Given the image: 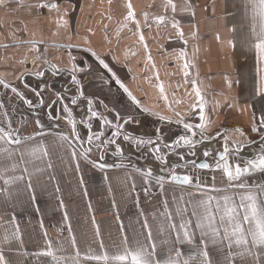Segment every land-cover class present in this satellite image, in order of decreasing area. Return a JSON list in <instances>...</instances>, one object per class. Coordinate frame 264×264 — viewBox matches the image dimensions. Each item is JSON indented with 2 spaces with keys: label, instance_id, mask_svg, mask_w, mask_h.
<instances>
[{
  "label": "crops",
  "instance_id": "1",
  "mask_svg": "<svg viewBox=\"0 0 264 264\" xmlns=\"http://www.w3.org/2000/svg\"><path fill=\"white\" fill-rule=\"evenodd\" d=\"M44 2L58 3L61 11L31 7L37 0H10L7 7H0V45H9L7 48L0 47V77L16 86L26 99L33 102V107L29 108L10 89L0 85V103L4 105L0 118L7 112L14 127L22 126L24 135L39 131L35 123L39 119L46 133L62 132L71 136V125L66 119H56L65 115L62 108L67 104L77 121L78 131L86 140L81 121L87 119V99L90 98L94 110L113 123L116 113L135 118L136 122L124 125L122 132L156 140V130L159 129L162 137L160 143L171 144L184 134L182 124L176 123L179 119L177 113L186 122L199 123L198 115L190 110V105L195 102L190 81L195 79L206 100L205 135L210 139L197 144L195 156L185 155V161L196 159L198 163L207 161L214 164L212 157L223 150L224 135H237L234 132L236 128L242 129L246 137L256 141L255 145L244 148L243 155L250 157L255 152L260 141L259 134L251 131L252 113L259 116L264 101L251 97L264 78V61L258 64L255 49L250 47L251 18L245 10L244 0H188L190 7L184 11L181 9L185 0H173L177 6L175 13L170 9L165 12L164 0ZM128 3L132 5L135 19L140 22L139 33L135 21L125 20ZM145 14L148 15L147 25L150 27L146 25ZM158 15L174 16L179 21L184 39L178 37L177 30L170 23L157 25L155 17ZM233 28L235 31H232ZM140 34L144 36L143 42L139 40ZM15 39L43 43H37L39 52H35L29 50L28 44L16 46ZM184 40H187V44ZM85 49L98 53L109 64L112 73L103 70L102 79L96 57ZM182 50L187 53L186 57H179ZM36 55H40L41 60L34 65L32 61ZM44 60L48 63H43ZM185 61L191 65L188 78L183 74ZM73 63L84 69L77 73L84 95L76 105H72L70 100L71 96L77 94L71 83ZM52 65L63 71L54 72ZM34 71H43L44 76L38 77L33 74ZM22 73L24 75L21 77ZM113 73L115 78L108 79ZM116 78L136 97L139 106L132 103L127 93L115 83ZM161 85L163 93L160 91ZM36 92L41 95L37 96ZM56 94L63 99L54 103ZM165 96L167 99H164ZM40 100L44 101L43 106ZM49 112L53 117L51 120ZM198 112L199 109H196L195 113ZM160 116L169 119L160 120ZM92 123L93 131H99L100 120L94 119ZM111 131L106 128L102 139L109 137ZM41 140L47 146L48 157L27 165L29 172H34L35 167L45 169L32 176L35 200H32L25 183L10 189L13 193L10 201L5 202L0 197V237L6 228L11 231L14 227L8 223L14 214L15 225L19 226L23 241L22 245L15 240L4 245V255L9 264H49L50 258L35 255L46 249L47 241H51L54 248L62 243L66 253L74 254L76 248L71 243L73 236L81 253L89 247L98 249L101 240L109 251H113V245H119L121 241V224L131 244L134 239H143L140 234L144 232L142 224L145 219L154 240L159 244L165 238L158 232L163 201H169V209L174 214L172 198H178L183 193L187 199V193L194 191L193 188L173 184H166L162 191L154 181L145 185L142 177L133 170L132 165H135L144 170L151 169L154 175H158L162 174V167L170 168L173 164L181 163L179 157L166 148L161 149L167 161L163 165L147 147L137 148L131 141H124L121 135L117 138V144L123 149V155L116 156V145H111L104 154L103 162L113 165L123 163L128 165L127 168L101 170L80 159L77 171V160L71 158L69 151L61 147L54 135L37 137L36 141L30 143ZM83 147L90 146L85 143ZM205 150L212 156L204 157ZM177 151L187 153L188 149L180 148ZM101 154L100 149L93 147L89 156L99 162ZM48 162L52 164L51 168H47ZM3 163L6 165L8 162ZM176 171L179 174L190 172L194 177L199 175L208 184L212 183V176L215 175L217 185L222 183L219 171H193L183 167ZM252 179L264 180V175L250 177L249 183L254 182ZM175 219L178 222V218ZM97 228L99 236L96 234ZM187 248L185 245L183 250L187 251ZM211 255L213 259L216 258L214 251Z\"/></svg>",
  "mask_w": 264,
  "mask_h": 264
},
{
  "label": "snow or ice",
  "instance_id": "2",
  "mask_svg": "<svg viewBox=\"0 0 264 264\" xmlns=\"http://www.w3.org/2000/svg\"><path fill=\"white\" fill-rule=\"evenodd\" d=\"M9 2L10 0H0V7H7ZM17 2H22V0H17ZM31 7L61 11L58 3L44 2V0H37V3L31 5ZM163 7L165 12L169 9L172 13L177 11V6L173 0H164ZM188 7H190L188 0H185V5L181 11L187 10ZM244 7L246 12L250 13L251 18L250 33L252 42L250 47L255 49L256 60L259 64L264 61V0H244ZM127 9L125 20L135 21L136 29L139 33L140 22L135 19L131 3L127 4ZM66 14L65 10L64 15ZM144 19L147 25V14L144 15ZM64 23L67 24V21L65 20ZM155 23L157 25L170 23L177 30L178 37L181 40L184 39V33L180 28L179 21L174 16L158 15L155 17ZM147 26L150 27V25ZM232 31H235V28ZM217 38L219 39V37ZM139 40L141 42L144 41L143 34L139 35ZM37 43H43V41L14 40L16 46L28 44L30 45V51L39 52L36 47ZM184 43L187 44V40H184ZM0 47L7 48L9 45L3 44ZM85 51H91V49H85ZM91 54L98 61L102 79H104L103 70L112 73L109 64L98 53L91 51ZM186 55L187 53L183 50L179 53L181 58L186 57ZM72 59L75 60V57H72ZM40 60L41 56L36 55L32 63L35 65ZM43 63L47 64L48 61L44 60ZM51 67L54 72L63 71V69H56L55 65ZM190 67V63L185 61L183 64L185 78L190 76L188 71ZM81 71H84V69L73 63L71 83L75 86L77 94L70 97L72 105H76L78 99L84 95L81 81L77 79V73ZM33 74L38 77L44 76L43 71H34ZM23 75L24 73L21 74V77ZM21 77H17V79ZM112 78H115V73L108 79ZM115 83L127 93L132 103L139 106V101L118 78L115 79ZM190 83L192 85L191 92L194 93L195 97V102L190 105V110H192L194 115H198L199 123L186 122L177 113L176 115L179 119H177L176 123L182 124L184 134L175 138L171 144L160 143L162 137L159 129L156 130V140L151 137L145 139L144 137L130 136L127 132H122L124 125L136 122L135 118L132 115L124 117L116 113L115 123H113L112 120H109L102 113L94 110L93 100L90 98L87 99V119L81 121L85 128L86 140L82 138L80 131H78L77 121L67 104H64L62 108V112L65 115L56 117V119H66L67 123L71 125V136L62 132L46 133L43 130L44 125L39 119L35 121L39 131L34 134L24 135L22 126L14 127L9 114L7 112L3 113V117L0 118V197L5 202L12 199L13 193L10 189L20 183L26 184L32 200H35L31 182L32 176L36 172H43L45 169L35 167L34 172H29L27 165L35 164L38 160H44L49 154L47 146L42 140L36 143L30 142L36 141L37 137H44L45 135H54L61 147L69 151L71 158L77 160L75 165L77 171H79L80 159L101 170L112 167L127 168V164L113 165L103 162L104 154L111 145H116L114 150L116 156L123 155V149L117 144V138L121 135H123L124 141H131L137 148L147 147L149 152L155 155V159L163 165H166L167 161L161 149L162 147L166 148L170 152L175 153L181 163L173 164L170 168L162 167V174L158 175H154L151 169L144 170L135 165H132L133 170L142 177L145 185L154 181L155 185L162 191L166 184L194 189V191L187 193V199L183 193L178 198L175 196L172 198V204L175 205L174 214L169 209V201H163V211L160 213L162 222L158 225V232L165 238L159 244L154 240L151 227L145 219L142 224L144 232L140 234L143 239H134L131 244L127 235H124V227L121 224V241L119 245H113V251H109L101 240L98 244V249L89 247L85 252L81 253L73 236L71 243L76 248L74 254L66 253L62 243L58 242L59 246L54 248L52 242L47 241L46 249L35 253L37 257L50 258L49 264H264V180L249 183L250 177L256 174L264 175V107L261 108L259 116L255 112L252 113L251 131L259 134L260 142L250 157H245L243 150L246 147L255 145L256 141L250 140L245 136L242 129L236 128L234 132L237 135H224L223 150L212 157L214 164H210L207 161L198 163L196 159L185 161V155L195 156L194 149L197 144L210 139V137L205 135V97L195 79H192ZM0 85L4 89H10L29 108L33 107L31 100L26 99L16 86H13L2 77H0ZM160 91L161 93L164 91L162 85L160 86ZM36 95L40 96L41 93L36 92ZM255 97H259L261 101H264V78H262L252 93L251 98ZM62 99L59 94H56L54 103L60 102ZM164 99H167V97L165 96ZM43 104L44 101L40 100V105L43 106ZM3 108V103H0V110H3ZM196 109H199L198 113H195ZM48 116L50 120L53 119L50 112ZM159 118L160 120L169 119L164 116ZM94 119L100 120L99 131H93L92 121ZM169 122L171 121L169 120ZM54 127H58V125H54ZM106 128L112 129L111 135L102 139L105 136ZM217 135H220V133H217ZM197 136L199 139H193V137ZM85 143L90 147H83ZM153 145L155 147H152ZM93 147L101 150L102 154L99 162L90 159L89 153ZM180 148L188 149L187 153L178 152L177 149ZM203 156L207 158L212 156V153L205 150ZM4 161L8 163L5 165ZM51 167L52 164L48 162L47 168ZM180 167L191 168L193 171H219L222 183L220 186L217 185L215 175L212 176V183L208 184L199 175L194 177L190 172L179 174L176 169ZM80 182L83 184L82 177ZM132 188L133 190L135 188L134 182ZM57 191H59V188H57ZM147 191L148 189L145 188V192ZM175 218H178V222ZM65 219H67V213H65ZM8 223L14 225V227L11 231L6 228L4 235L0 237V264H9L4 255L5 244H10L14 240L19 241L21 245L23 243L19 226L15 225L14 214ZM69 232H71L70 226ZM96 234L99 236L98 228ZM185 245L188 246L187 251L183 250ZM212 251L215 253V259L211 255ZM24 255H27V253H24Z\"/></svg>",
  "mask_w": 264,
  "mask_h": 264
},
{
  "label": "flooded vegetation",
  "instance_id": "3",
  "mask_svg": "<svg viewBox=\"0 0 264 264\" xmlns=\"http://www.w3.org/2000/svg\"><path fill=\"white\" fill-rule=\"evenodd\" d=\"M256 175H258V174H256ZM251 181H254V180L252 179Z\"/></svg>",
  "mask_w": 264,
  "mask_h": 264
},
{
  "label": "rangeland",
  "instance_id": "4",
  "mask_svg": "<svg viewBox=\"0 0 264 264\" xmlns=\"http://www.w3.org/2000/svg\"><path fill=\"white\" fill-rule=\"evenodd\" d=\"M110 148V147H109Z\"/></svg>",
  "mask_w": 264,
  "mask_h": 264
}]
</instances>
